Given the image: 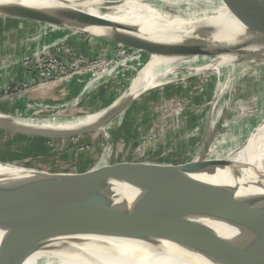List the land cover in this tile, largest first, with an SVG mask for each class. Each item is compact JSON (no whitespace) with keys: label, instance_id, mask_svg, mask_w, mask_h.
<instances>
[{"label":"rangeland","instance_id":"obj_1","mask_svg":"<svg viewBox=\"0 0 264 264\" xmlns=\"http://www.w3.org/2000/svg\"><path fill=\"white\" fill-rule=\"evenodd\" d=\"M115 1L121 0H105L110 3V7L106 4L101 8L105 12L111 11L115 7ZM175 1L166 0V3L176 4ZM25 4L38 5L29 2ZM199 6L198 9L205 8ZM210 10L216 13V6L211 7ZM5 18L7 17L0 14V20ZM28 21L39 27L36 32L31 31L30 35L22 38L28 43L27 46H30L29 51L21 56L19 61L17 56L12 57L8 52H4L6 53L4 59L17 61L24 73L32 74L33 80H14L4 84L5 81L0 79V116L14 122L19 118L39 122L59 118H79L87 113L104 110L141 80L146 74L144 69L149 70L154 58L157 57L155 53L163 47V44H158L146 48L122 40L114 41L106 37L110 33L97 29L99 27H81L77 24L69 27V32L64 36L53 37L57 24L39 22L33 18ZM194 29H190V32L192 33ZM2 30L0 27V42L8 37V40H16V32L5 37L2 36ZM94 31L102 34H96ZM95 36H100L110 43L107 44L103 40L102 46L87 48L91 46ZM51 37H53L52 41H50ZM48 44L49 47H45ZM60 47L68 50L69 53L62 51L60 55L57 52ZM44 48L49 49L44 51ZM8 50H10L9 45ZM50 51L54 55H60L57 58L58 65L59 67L67 65L65 69L67 72L63 76L42 82L39 74L54 73V69H49L53 65L52 59H46L42 69H32L30 64L32 59H36L35 53H38L37 58L41 59ZM170 53L171 50L168 49L160 65L168 59ZM219 57L220 55L207 52L194 53L185 63L176 66L163 84L160 82L165 75L161 69L155 86L145 89L118 118L102 130L65 137H45L41 141L38 140L41 136L13 129H0V172L35 178H62L78 185L95 187L93 184L102 169L118 167V171L109 170L110 173L106 174L112 179L121 171L124 172L128 164L136 162L152 163L151 161L155 160L152 164L157 166H176L181 162L180 159L194 161L202 154L207 157L208 150L214 143L210 157L216 156V143L229 135L230 115L256 114L260 105L264 109V66H256L253 68L255 71L251 70L246 74L249 63L243 61L241 72L239 73L235 67L233 71L238 70V72L233 76L234 80L226 83V79L221 80L220 72L215 69ZM3 65L5 63H2ZM2 69H5V66ZM7 72L12 74L11 71ZM83 72L99 78L98 82L103 81L97 87H100V90L99 94L95 95V100L101 99V102L95 105L96 109L90 103L86 106L85 101H81V97L75 95L74 90L73 107L66 109L63 103H48L44 99L35 97L37 89L41 86L60 84L68 81L71 76ZM142 72L145 73L143 76H141ZM86 89H89L88 86ZM88 101L90 102V99ZM230 107L232 111H228ZM207 118H209L208 124L203 126ZM225 127L228 131H224ZM109 138L112 139L111 143ZM203 138L208 139L203 141ZM165 161H172L173 164H166ZM89 173L92 174L88 175ZM260 180H264V176ZM115 190L119 191V194L128 193L129 196H136L138 193L134 189L129 191L127 182H122ZM193 193L198 192L191 190L190 194L194 195ZM214 199L215 197H211L206 203L211 205ZM256 202L253 205L256 211L264 208V193ZM221 208L222 206H217L216 212H220ZM230 221L219 222L216 232L219 235H224V232L229 234Z\"/></svg>","mask_w":264,"mask_h":264},{"label":"bare ground","instance_id":"obj_2","mask_svg":"<svg viewBox=\"0 0 264 264\" xmlns=\"http://www.w3.org/2000/svg\"><path fill=\"white\" fill-rule=\"evenodd\" d=\"M24 2L65 9L80 8L93 15L125 24L128 29L120 30L123 33L137 30L140 36L144 37L143 40L165 43L171 50L168 59L160 65L164 55L154 58L146 74L143 72L141 76L145 75L141 80L130 88L131 97H136L145 89L155 86L161 69L165 75L160 82L163 84L176 66L190 58L191 53H179L177 50L189 41L179 40L189 38L190 29L200 21L202 22L198 27L199 37L210 40L227 51L216 60L215 69L220 72L221 80L226 79V83L233 81L235 73L238 70L241 72V63L243 64L244 60L249 63L246 74L251 70L255 71L253 68L256 66H264V0H235L234 3L226 0H176V4H168L166 0H121L107 13L100 8L101 5L109 6L110 3L105 0H23ZM16 3L2 1L0 5ZM199 5L205 8L198 9ZM214 6L216 13L210 10ZM97 29L111 32L109 28ZM64 35L65 33L60 32L59 37ZM174 52L176 54H173ZM236 56L239 58L236 59ZM235 67L238 69L236 72L233 71ZM125 101L119 100L115 106H121L116 110L114 106L108 109L109 111L87 113L79 118H59L46 122L19 118L16 123L29 130L48 133L80 132L99 128L112 115L121 113L123 107L130 105ZM237 118L240 122H244V119L248 123L252 122L248 137L246 138L247 134L244 137L235 136L236 133L231 128L232 132L230 130L229 135L216 143L217 155L210 157L214 143L207 154L210 162L200 171L190 172L184 178L179 186L182 192L196 179L213 183V187L219 191L240 192L257 172H263L261 177L264 176V119L262 120L264 109L260 105L256 114L234 117L228 128L234 125ZM261 177L245 195L229 206L225 215L243 210L251 204L252 199L264 193V180H260ZM24 194L30 199L27 204L0 192V222L9 228L11 216L20 222L17 227H11L13 231L9 234L14 238L8 237V233L0 229V255L23 258V264H204L201 261L203 256L170 240L157 245L129 235L113 224L102 206L93 202L86 203H89L88 207L95 208L94 215L87 214L85 208L81 207L80 203L83 200L72 198L73 209L86 218L85 221L78 222L65 209L57 195L42 191H29ZM152 196L160 198L158 193H153ZM197 201L187 198L181 204L190 206ZM148 205L138 207V210L145 215V211L153 207ZM166 214L167 211L164 215ZM209 215L210 210L202 212L199 217L183 213L181 225L195 229L199 223H204V226L216 231L220 220H212L208 218ZM104 225L110 227L106 228ZM192 231L187 235L173 236L193 244H206L220 239L218 235ZM234 233L231 229L230 235ZM227 235L229 234L224 232L223 236L228 237Z\"/></svg>","mask_w":264,"mask_h":264},{"label":"water","instance_id":"obj_3","mask_svg":"<svg viewBox=\"0 0 264 264\" xmlns=\"http://www.w3.org/2000/svg\"><path fill=\"white\" fill-rule=\"evenodd\" d=\"M2 1L17 2L16 4L0 5V14H3L4 17L27 20L33 18L39 22H50L58 26L67 25L70 27L73 26V24H77L81 27L93 26L105 30L109 28L111 32L110 35L106 37L114 41L122 40L146 48L163 44V47L155 53L157 57L165 55L168 51L165 43L154 40H143L144 37L140 36L137 30L123 33L120 30L128 29L125 24L93 15L80 8L65 9L58 7H38L40 4L37 6H29L23 3V0H0V2ZM226 1L230 3L235 2V0ZM101 10L105 12L102 8ZM88 19L90 21H87ZM198 27L193 26L195 29L192 33L190 32L189 38L179 40L180 42L189 41L182 47L177 48L179 53H191L190 56L197 52L200 54L207 52L208 54L214 55H223L227 53L220 45L199 37ZM176 52L173 54H176ZM238 58L239 57L236 59ZM130 93L131 91L128 89L109 107L100 112H104L108 109L110 110L119 100H126L125 102L131 104V102L140 95L131 97ZM120 106L121 105H116L114 109L116 110ZM125 108L127 107H123L121 113ZM121 113L112 115L106 120L105 124L99 128H90L80 132L65 131L48 133L39 130H29L13 120L6 119L2 116H0V129H13L41 137H65L68 135L90 133L94 130L105 128L115 118H118ZM109 142H112L111 138H109ZM208 158L209 157L202 154L194 161L185 162L176 166H157L152 163L136 162L128 164L124 172L121 171L112 179L108 178L106 174L110 173V171H118V167L115 166L111 169H102L98 173L99 176H97V178L95 177L97 179L93 184L95 187L78 185L62 178H35L3 171L0 172V192L26 204L29 203L30 199L24 192L42 191L55 194L61 200L65 209L74 217V220L78 222H83L86 218L73 209L72 198L83 200L80 203L81 207L85 208L84 210L87 211V214L92 215L96 214L95 208L88 207L87 204L89 203L86 202H93L102 206L113 224L129 235L138 237L141 241H151L157 245H161L166 240H170L172 243L180 245L183 248L191 249L194 253L203 256L204 258L201 261L204 264H264V208L256 211V207H253L261 194L250 201L251 204L247 209L225 215L229 206H232L245 195L248 189L263 175V172H257L254 178L246 182L240 192L239 190L219 191L213 187V183L201 181L200 179H196L188 189L182 192L179 186L182 184L184 178L190 172L200 171L203 166L210 162ZM91 174L92 173H89L88 175ZM122 182H127L129 184V191L134 189L138 192L136 196H129L130 194L128 193L127 195L119 194V191L115 189H117L118 185ZM191 190H195L198 193L191 195ZM153 193L160 194V198L153 197ZM181 197L182 199H180ZM211 197H215V199L212 204L209 205L206 202ZM187 198L192 200L197 199L198 201L190 206L182 205L181 202ZM148 204H151L153 207L145 211V215H143V213L138 210V207ZM217 206H222L218 213L216 212ZM206 210H210L208 218L212 220L219 219V222L231 220L230 226L236 235H230L231 231L229 233L230 236L227 235L228 237L219 235L214 229L209 226H204V223H199V225H197L198 227L195 229L181 225L183 213L199 217V215ZM166 211L168 215H164ZM240 214L242 215L239 216ZM9 221L11 227H17L20 223L18 219L16 217L13 218V216H11ZM104 226L106 228L110 227V225ZM11 227L9 228V226L0 222V229L8 233V237H12V235L9 234L13 231ZM192 230L205 235H218L220 239L216 242L210 241L211 243L208 242L206 244H193L187 240H178V238L173 236L187 235L193 232ZM23 262V258H18L13 255H0V264H23Z\"/></svg>","mask_w":264,"mask_h":264},{"label":"crops","instance_id":"obj_4","mask_svg":"<svg viewBox=\"0 0 264 264\" xmlns=\"http://www.w3.org/2000/svg\"><path fill=\"white\" fill-rule=\"evenodd\" d=\"M13 17H7L5 19L0 20V27L2 30V36H8L9 34H13L16 32V40H8V38H4V41L0 42V79H2L3 81H5L4 84H6L9 81H29V80H33V76L32 74L25 72L22 70V67L19 66V64H17V61H19V58L21 56H23L25 53H27L29 50L28 48L30 46H27L28 43L24 40H22V38H25V35H30L31 31L36 32L37 29H39V27L37 28V25H33V23L29 22L27 19H18V18H13ZM71 27V26H70ZM36 28V29H35ZM24 29V30H23ZM70 30L69 27H66V25L64 26H56L54 33H53V37L54 35L56 37H58V35L61 33H68ZM96 34H102L101 32L98 33L96 31H94ZM103 32V31H102ZM107 34V33H106ZM110 35V34H109ZM107 35V36H109ZM53 37L50 38V41H52ZM94 39L92 40V44L90 47L87 48H92L94 46H102L103 44V40L102 37L100 36H95L93 37ZM57 39V38H56ZM104 42H107V44H109L110 42L108 40H104ZM8 45H9V49L8 50ZM88 45V44H87ZM47 46V45H46ZM4 52H8L9 56L12 55V57L17 56L18 59L16 62H11L9 61V59H4L6 55V53ZM2 63H5V65L2 66ZM14 63L16 65H14ZM11 64V67H10ZM5 66V69H2ZM20 70V71H19ZM7 71H11L12 74H10ZM144 71L146 72V70L144 69ZM143 73V72H142ZM104 78V77H101ZM99 78L94 77L90 74H86V73H81L79 75H75V76H71L68 81L60 83V84H53L50 86H41L39 89H37V93H35V97L39 98V99H44L46 100L48 103H53V104H60L63 103V106L65 107V109L67 107H73V100H72V95H73V90L75 95H77L78 97H81V101H85L86 106L90 103L94 109H96L97 106L100 102L101 99L95 100V95L99 94L98 91L100 90V87L97 88L103 81H99ZM98 82V83H97ZM88 86L89 89H86V87ZM90 99V102L88 101ZM60 99V100H59ZM60 101V102H58ZM76 103V102H75ZM74 103V104H75ZM85 108V106H84ZM233 109L230 107L228 111H232ZM210 114V113H209ZM247 115L246 113H242V115ZM216 115V114H214ZM193 116V115H192ZM211 117V116H210ZM234 117H239L237 115H230V119H233ZM194 118V116H193ZM208 119L204 120V125L206 126V124H208ZM236 122L234 123V125H230L229 126V131L231 130V128L235 131L236 135L235 136H242V135H246V138L248 137V132L250 131L251 127L250 126L252 122L248 123L246 122V119H244L245 123L240 122V119H235ZM250 126V127H249ZM227 130V128L225 127L224 131ZM244 130V132H242ZM228 131V130H227ZM228 131V132H229ZM232 132V130H231ZM251 133V132H250ZM45 139V137H40L38 138V140L40 139ZM208 138H203V141H206ZM200 143V142H199ZM148 158V157H147ZM147 161V160H146ZM155 161V160H154ZM154 161H151L152 163ZM180 163L179 164H183L185 162H189L191 160L185 161L180 159ZM155 163V162H154ZM166 164H173L172 161L171 162H167L165 161Z\"/></svg>","mask_w":264,"mask_h":264},{"label":"built area","instance_id":"obj_5","mask_svg":"<svg viewBox=\"0 0 264 264\" xmlns=\"http://www.w3.org/2000/svg\"><path fill=\"white\" fill-rule=\"evenodd\" d=\"M47 47H49V46H47ZM48 49L49 48H44V51L45 50L48 51ZM62 51L66 52V53H69L68 50H64L62 47H60V50H58L57 52L61 55ZM36 55L38 56V53H36L34 56H36ZM60 55H54V53H51V51H50V53H48V55L43 56L41 59L37 58V56L35 57L36 59H32V63L30 64L32 69H34V68L42 69L43 63H45L47 61L46 59H48V58L52 59L51 63H53V65H51L49 67V69H51V68L54 69V73L48 72V73L39 74L40 79L42 80V82H48V81H50L53 78H56V77H59V76H63V75L66 74L67 71H65V69L67 68V65L65 67H63V66L59 67V65H58L57 58H59ZM30 66H28V68H31Z\"/></svg>","mask_w":264,"mask_h":264},{"label":"trees","instance_id":"obj_6","mask_svg":"<svg viewBox=\"0 0 264 264\" xmlns=\"http://www.w3.org/2000/svg\"><path fill=\"white\" fill-rule=\"evenodd\" d=\"M44 139L41 138V141H43Z\"/></svg>","mask_w":264,"mask_h":264}]
</instances>
